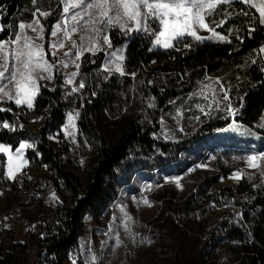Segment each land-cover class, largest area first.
<instances>
[{
  "label": "trees",
  "instance_id": "trees-1",
  "mask_svg": "<svg viewBox=\"0 0 264 264\" xmlns=\"http://www.w3.org/2000/svg\"><path fill=\"white\" fill-rule=\"evenodd\" d=\"M0 5L4 6V10L0 11V24L4 26L0 39H7L20 20H32L31 13L35 11L31 0H0ZM37 6L42 7V10H56L49 18H40L49 31L59 18L61 6L57 0H41ZM224 9L225 6L220 9L221 17ZM233 9L248 12L249 15L229 17L227 23L217 29L224 34H228L227 30L233 26L239 29L238 33L234 32L230 37L231 44L209 42L183 54L160 49L149 52L151 44L147 37L143 34L132 36L125 47V67L127 73H137L135 79L130 75H115L104 81L103 73L97 78L96 72L103 62L104 54L101 52L95 57L85 54L81 73L91 76L92 83L87 81V88L83 91L84 107L81 109L78 128L79 136L92 145L94 153L81 179L68 169L69 163L61 161L62 155L67 152L63 133L58 135L62 146L57 150L48 140L50 133H58L67 110L59 87L60 76L56 80V91H51L53 84L48 82L38 96L33 113L19 116L20 122L27 125L33 115H47L48 118L42 120L37 131L26 127L16 132L0 129V142L11 143L15 147L20 139L31 138L36 143V150L26 152L30 163L24 171L47 165L49 173L37 174L32 183L24 176L13 183L5 181L0 170V191L8 188L12 195L21 188L27 191L32 189L33 197L37 198L53 189L57 192L63 190L69 197V203L63 201L56 204L52 220L42 227L44 237L30 233L29 241H15L10 233L0 239V264H72L69 260L77 248L83 214H95L102 206L111 205L117 198L119 184L130 182L135 174H154L159 169L180 165L190 153H198L193 145L204 140L215 129L225 127L224 120H206L197 127V131L176 142L155 139L152 133H157L161 115L174 111L169 101L181 97L176 105L179 107L187 94L198 87L197 81H204L205 72L211 77H224L225 85H232L231 97L234 100L237 96L244 97L243 109L237 118L239 124L249 126L260 117L264 111V72H261L259 64L252 65L250 61L256 58L253 50L264 43V26L253 22L255 14L245 5L235 3L228 10ZM247 23L256 29L251 36L248 35ZM8 25H12V28ZM237 34L243 37L242 43L236 40ZM110 36L114 47L124 41L116 31L110 32ZM92 60L96 63H92ZM245 61H249L248 67H238ZM185 72L190 75L181 81L179 76ZM168 73L172 75H162ZM153 79L156 81L154 85L140 84L141 80L146 82ZM133 88L136 89L135 96ZM162 88L164 91H161ZM93 91L97 93L96 96L91 95ZM149 96L156 98L157 106L147 109L145 118L142 109L146 108ZM235 106L239 107L240 102ZM0 107L12 108V112H0V121L12 122L17 118L14 114L24 110V107L17 108L13 103H2ZM49 107L50 111L46 113L45 109ZM35 151L41 155L37 157ZM221 155V152L217 153L219 159L213 160L211 164L219 168L224 176L229 168ZM4 160L5 157L0 155V168ZM177 170L181 171L179 168ZM217 181V177L212 176L205 179L203 184L209 188ZM254 183H261L255 175L252 179L245 177L235 189L226 187L213 193L211 199L216 202V208H226L224 200L232 201L231 204L238 206L242 218L237 222L228 213V217L208 229L205 246L194 250L177 245L170 250L163 264H264V190L257 192L252 189ZM204 186L199 187V196ZM186 203L188 206H198L193 194L186 198ZM2 212L0 210V222ZM57 221L60 223L57 224Z\"/></svg>",
  "mask_w": 264,
  "mask_h": 264
},
{
  "label": "snow or ice",
  "instance_id": "snow-or-ice-1",
  "mask_svg": "<svg viewBox=\"0 0 264 264\" xmlns=\"http://www.w3.org/2000/svg\"><path fill=\"white\" fill-rule=\"evenodd\" d=\"M35 11L31 13V22L20 20L18 30L10 34L7 39H0V104L11 101L17 108L24 106V110L17 116L16 120L0 121V129L9 132L23 130L24 124L20 122L19 116L33 113L36 108L38 96L41 93V82L46 86L48 82L53 84L51 91H56V80L60 75L63 76V84L59 87L63 89V98L71 99L72 96L78 95L79 108H72L64 114L63 122L59 126L57 134H49V140L57 139L59 133H63L66 141L74 147H79L77 141L80 135L78 121L82 117L80 109L84 107L83 91L87 88V74L81 78V59L85 57V53L95 57L98 53H104V62L96 72L98 78L101 73L103 80L107 81L110 77L119 75L124 77L130 75L135 79L137 73H127L126 49L123 47H114V42L110 36V32L118 30L120 35L125 38H131L136 34H143L150 40L151 47L149 52L160 49L170 53L175 51L179 54L184 52L190 53L199 46L209 43L231 44L232 34L238 33L239 29L235 26L229 28L228 34L219 31L229 17L243 15L247 17L248 12L236 10L229 11L235 3H241L250 9H255L258 13L253 16V22H258L260 26H264V0H57L58 5L62 6L60 18L51 25L50 36L46 39V25L41 23L42 18H49L55 9L49 8L42 10V7L37 6L41 0H31ZM221 6H227L223 12V18L218 22L214 19L219 13ZM4 10V6L0 5V11ZM12 28V25H8ZM28 30H31L33 35H28ZM4 31V26L0 24V33ZM206 32V35L201 32ZM256 31L255 27H249L248 35L251 36ZM14 35V38H13ZM236 40L243 42V37L236 35ZM188 40V43H184ZM183 44V49L177 45ZM256 53V58H252V65L259 64L261 72H264V45L253 50ZM175 59V57H173ZM96 63L95 60L91 61ZM156 63V61H152ZM249 61H245L243 65L238 67L246 68ZM72 66L74 70L68 71ZM171 76L172 74H162ZM190 73H183L179 76L182 81ZM204 81H207L206 83ZM204 81H197L198 87L187 94V99L183 104L177 107V102L182 98L177 97L175 100H170L174 111L167 113L175 122V127H168L165 122L164 115L160 117V133H152L155 139H163L167 142H176L177 133L189 135L182 123L183 120L196 122L199 124L205 123L206 120L222 119L225 121V127L215 129L218 132H233L241 135H247L254 139L261 138L256 131L239 124L237 118L243 109L242 96H237L235 100L231 97L232 85H225L224 77H211L205 72ZM155 79L140 81L141 85L147 83L154 85ZM166 83V82H165ZM99 85H94L98 87ZM161 91H164L162 88ZM136 89L133 88V96ZM92 96L97 93L93 91ZM199 98L203 102L192 104L193 98ZM144 100V97H141ZM240 102V106L235 104ZM156 98L154 96L147 97L146 108L142 109V115L146 118L147 109L156 108ZM45 109V112H49ZM199 112V115H187L189 112ZM0 112H12V108L0 107ZM47 115H33V122L36 120H45ZM262 123L258 125L264 128V115L261 116ZM152 121H149L151 123ZM143 123V121H141ZM193 132L197 131L194 127ZM84 147H89L87 140L84 141ZM36 150V143L29 139H20L18 146H13L11 143L0 142V155L6 160L2 163L3 179L8 182H16L23 174V170L29 165V160L26 158L27 150ZM161 155L163 153L157 149ZM35 155L39 157L41 153L35 151ZM219 159L216 155H209L208 161ZM234 160L243 161L247 169L255 170L249 172L245 169H235L230 172L228 179L239 183L245 177L252 179L255 174H259L261 178L260 184H252V189L257 192L264 190V150H258L255 144L246 150L243 156H234ZM80 164H84L81 156ZM48 166L45 165V168ZM209 163L200 162L188 167L182 175H166L165 183L172 184L177 190L183 189L182 180L188 174L193 173L197 169H208ZM32 179L31 176L28 177ZM221 182L225 179L223 175L219 177ZM161 185L156 184L159 188ZM153 185L146 184L141 192L151 191ZM195 191V190H194ZM136 198L133 197V200ZM247 199V197L245 198ZM255 199V198H253ZM50 204H60V198L55 191L49 193L48 200ZM137 203H142L148 207H152L153 202L145 195ZM232 201L224 200V207H228ZM211 206L215 207L216 202L212 201ZM120 209L121 216L117 217L113 214L112 220L109 222L108 231L104 233L110 239L115 240V246L121 245L123 242L119 237L118 228L123 227L129 233L131 243L135 244L136 237L139 233L132 231V217L126 210V206L116 205ZM199 219V216L196 217ZM237 222L242 218L239 211L235 212ZM7 217H5V220ZM119 219V224L116 221ZM60 221H57L59 224ZM5 229L9 225L5 223ZM34 228L35 226H31ZM41 237L45 233L40 234ZM249 236H252L249 233ZM145 239H141L144 243ZM249 242H254L250 240ZM102 246H107V241H102ZM147 243H151L147 240ZM234 243H237L234 241ZM80 254L88 257L84 264H101L98 256L90 246V242L86 246L81 244ZM227 259V258H226ZM72 264H79L78 260H72Z\"/></svg>",
  "mask_w": 264,
  "mask_h": 264
},
{
  "label": "rangeland",
  "instance_id": "rangeland-1",
  "mask_svg": "<svg viewBox=\"0 0 264 264\" xmlns=\"http://www.w3.org/2000/svg\"><path fill=\"white\" fill-rule=\"evenodd\" d=\"M247 9L250 8L247 7ZM251 10L255 16L258 17V13L255 12V9ZM60 11H62V6ZM222 18L223 17H221L219 13L214 17L217 22ZM25 22H31V20ZM41 23L43 22L41 21ZM249 27L253 26H250L247 23L246 28L249 29ZM16 30H18L17 27L12 33ZM45 31L47 39L50 36L51 28L48 31L46 27ZM115 31L120 37H122L118 30ZM201 34L206 35L207 33L202 31ZM28 35H33L31 30H28ZM122 38H124V41L116 46L117 48H125L130 39L125 37ZM188 42V40L184 41V43ZM262 45H264V43ZM177 47L183 49V44H179ZM83 61L84 57L81 59V67ZM72 70H74V68L70 66L68 71ZM80 74L81 78L85 76L82 73ZM60 77V85H62L63 76L60 75ZM87 81L92 83L91 76L88 77L87 75ZM204 82L206 83L207 81ZM41 85L42 90L45 87L43 81L41 82ZM61 94L63 97L62 88ZM186 99L187 98H184L181 104H183ZM63 100L67 105L66 112L72 108H79L78 104H80V102L78 95L72 96L70 101L65 100L64 98ZM197 102L202 103L203 101L194 97L191 103L195 104ZM6 103L13 102L8 101ZM193 114L199 115V112L187 113V115ZM163 115L168 127H175V122L171 117L167 115V113ZM262 115H264V111L258 119L251 123V125H243L252 131H256L261 137L259 139H254L247 135L233 132L214 131L213 133L208 134L201 142L194 144L193 146L198 153H190L186 155L183 160L184 162L180 165L175 164L171 168L165 167L159 169L154 174H135L130 182L119 184L117 198L111 205L102 206L95 214L87 212L82 215L81 233L78 237L77 248L75 253L70 256L71 258L69 261L71 263L72 260H80L84 262L88 257L80 254V247L82 243L87 246L89 242L91 248L98 256L99 261L105 264H163L168 258L170 250L177 245L183 247L187 246L194 250L195 248L199 249L202 246H205L206 234L208 233L207 231L209 228L228 217V213L232 214L229 216L230 218H235V212L238 211L237 205L230 204V206L226 208L212 207L211 196L213 193L220 192L226 187L235 189L237 182L228 179L231 171L239 168L245 169L249 172H255V170L247 169L246 164L243 161L234 160L233 157L245 155L246 150L250 149L252 144H255L258 150H264V128L258 127V125L262 123ZM41 122L42 120H36L33 122V119H31V121L27 125H24V127L31 131H37ZM182 123L185 126L186 132L189 134L193 132L192 130L194 127L197 128L200 126V124L197 126L196 122L189 121L188 119L183 120ZM159 133L160 120L157 134ZM50 134L55 135L56 133ZM185 136L186 135L177 133L176 141L183 139ZM84 141L85 140L82 137L78 136L77 143L79 147H74L64 139L63 144L66 145L67 152L61 157V161L69 163L68 169L75 172L80 179L83 172L88 168L89 162L94 153L92 145L89 144V147L83 146ZM49 142L55 150L62 146L60 142L57 143L55 140H49ZM30 151L34 150L30 149ZM219 152L222 153V159L229 168L225 173L226 175H224L225 179L223 182L219 179L221 176L219 168L214 167L213 164H211L212 161H208L209 155H216ZM81 156L84 160L83 165L80 164ZM200 162L209 163L210 167L208 169H197L193 173L185 176L182 180V190H177L174 185L165 183L164 177L166 175H182L186 172L188 167ZM177 168L181 171L178 172ZM39 173L49 175L46 168L40 166L35 170H23L22 176L32 183L34 177ZM29 176L32 177L31 180L28 179ZM212 176L217 177L218 181L211 187L206 188L203 183H205V179ZM255 176H257L261 182L259 174L257 173ZM148 183L153 185L151 191H145L142 193L141 189ZM156 184L161 186L157 188ZM200 186H204L202 187L204 190L202 191L203 193H201V196H199L197 192ZM32 191V189L27 191L26 189L21 188L12 195L8 188L0 191V210L3 211L2 221L0 222V239H3L7 234L12 233L15 241L27 242L29 241L30 233H33L35 236L40 235L42 227L48 225L50 220H52L56 204H50L46 201L48 200L49 193L55 190L51 189L46 194L37 198L33 197ZM55 192L60 198V201L69 203V197L65 191L60 190V192ZM191 194L194 195V202H197V207L188 206L186 203V198ZM141 195L147 196L153 202L152 207L137 203V201L140 200ZM133 197L136 199L133 200ZM119 204L125 205L127 212L132 217V231L139 233L136 237L135 244L131 243L129 233L126 232L123 227L118 228L119 237L123 242L119 246H115L114 238L110 239L108 236L104 235V233L108 231V225L112 220L113 214L115 213L117 217L121 216L120 209L116 207V205ZM197 216H199V219L196 218ZM5 217H7L6 220ZM5 223L9 225L8 229H5L3 226ZM116 223L119 224V219ZM33 225L35 226L34 228L31 227ZM141 239H145V242L141 243ZM147 240H150L151 243H147ZM102 241H107V246H102Z\"/></svg>",
  "mask_w": 264,
  "mask_h": 264
}]
</instances>
